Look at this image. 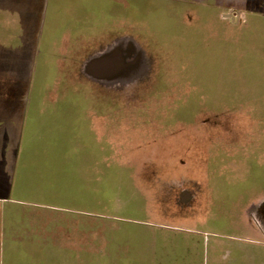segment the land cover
<instances>
[{
  "label": "rangeland",
  "instance_id": "rangeland-1",
  "mask_svg": "<svg viewBox=\"0 0 264 264\" xmlns=\"http://www.w3.org/2000/svg\"><path fill=\"white\" fill-rule=\"evenodd\" d=\"M199 1L137 0L134 12H111L106 22L74 11L58 49L47 40L52 0H0V116L19 113L23 98H6L12 89L28 94L31 114L77 111L68 122L81 127L79 138L88 139L93 121L95 140L115 148L110 158L121 167L136 170L135 193L149 202L146 217L116 197L86 213L0 203V211L28 213L35 227L66 224L39 234L47 264H73L63 248L82 251L86 243L102 264H264V236L243 215L264 192V1L244 13ZM114 41L136 44L153 70L149 64L132 78L90 77L85 60ZM92 100L113 107L98 114ZM17 125L3 124V136L17 135ZM181 170L202 172L204 185L183 211L177 195L191 183L179 179ZM123 205L132 213L114 215Z\"/></svg>",
  "mask_w": 264,
  "mask_h": 264
},
{
  "label": "trees",
  "instance_id": "trees-1",
  "mask_svg": "<svg viewBox=\"0 0 264 264\" xmlns=\"http://www.w3.org/2000/svg\"><path fill=\"white\" fill-rule=\"evenodd\" d=\"M50 14L51 30L48 32V44L54 39L58 44L64 39L61 28L71 24L74 11L90 16L95 13L102 21L106 22L114 15L111 12L135 11L137 0H52ZM193 0H176V2L189 3ZM213 6H235L247 8L254 3V0H201ZM184 4V3H183ZM49 20V18H48ZM62 35V36H61ZM90 106L94 109H101L98 114H104L103 110L113 107L111 103L103 101L100 105L91 101ZM107 107V108H104ZM64 114L68 122L70 114L80 115L77 111ZM102 116V115H101ZM93 117V116H92ZM79 120V119H78ZM92 121V118H90ZM77 123L71 125L66 123L61 144H53L51 138L57 136L53 133L50 125L30 126L25 130L27 139L39 138L40 145L26 146L29 154L25 155L17 163L16 179L10 194L0 193V198L6 196L9 200L23 204H34L47 206L49 208H60L72 211L87 212L99 205L111 204L112 197L119 202L133 203L140 200L141 196L135 193L131 186V178L127 169L117 164L110 157L117 151L109 145H101L95 140V129L90 127L88 139L85 141L79 138V127ZM52 141V142H50ZM56 143V142H55ZM34 150V151H33ZM130 186V189L128 188ZM126 194H131L128 199ZM127 199V200H126ZM137 199V200H136ZM122 204V203H121ZM123 207V208H122ZM114 207V215L132 213L126 209L127 205ZM127 212V213H126ZM5 221L2 223V232L7 236L6 241L0 243L3 249V256L0 264H47V246L45 240L39 234L44 232L55 233L56 226L65 228L66 224L51 222L47 227L40 228L33 225L32 218L28 213H21V210H14L13 207L6 208L2 212ZM140 216V214H138ZM86 227V226H85ZM83 226L79 230H84ZM87 233V230L85 228ZM84 250L63 248L64 252L73 264H102L101 254L89 255L86 246H80ZM108 254V253H107ZM105 254V255H107ZM109 255V254H108ZM115 256L116 253L114 254ZM50 264H63L59 259ZM135 263V262H134ZM133 263V264H134ZM103 264H112L110 261ZM118 264V261L116 262ZM119 264H127L121 261ZM128 264H130L128 262ZM139 264H142L140 261Z\"/></svg>",
  "mask_w": 264,
  "mask_h": 264
},
{
  "label": "crops",
  "instance_id": "crops-1",
  "mask_svg": "<svg viewBox=\"0 0 264 264\" xmlns=\"http://www.w3.org/2000/svg\"><path fill=\"white\" fill-rule=\"evenodd\" d=\"M34 1V3L36 4V0H32ZM259 1H264V0H259ZM203 4V1H199ZM209 5V4H206ZM209 6H213V5H209ZM34 7H37V5H35ZM213 7H217V9H228L231 10L233 12L240 11L241 13L247 12V8H238L235 6H213ZM41 11V7H37V12ZM236 11V12H237ZM50 44H48L49 46ZM55 47H60V44H56ZM54 47V48H55ZM57 49V51H58ZM40 52L38 51L39 55ZM58 54V53H57ZM60 57V56H59ZM92 58V57H91ZM89 58V59H91ZM85 60L83 67L85 68L87 62L89 61ZM85 70V69H84ZM8 91V90H7ZM10 93H7L6 98L9 97L10 99H12V101H15V98H23L20 100V105L18 102L17 105H15V111H18V115L15 118H7L4 117L3 118L0 116V193L4 194L7 196V194H10L11 190H12V186L14 184V181L16 179V170H17V163H19V161L21 159H24L25 155L29 154V149L25 148L26 146H32V145H40L41 139L39 138H34V139H27L24 137L25 135V130L27 129V127L32 126H45V125H50L51 130L53 131L54 134H56L57 136H55V138H51L50 140H53V144H61L62 140V135L64 134V127L66 125V123H69L67 121H65L66 119L64 118V114L61 116H57V117H52L51 114H44V116L40 117V113H29V109L27 108L28 106H24V103L28 101L27 98H29L28 94H24L22 95L21 92L19 91L18 93L15 92V90H9ZM26 99V101H25ZM12 101H9L8 105H12ZM17 101V100H16ZM19 114H20V119H19ZM8 122H10L11 127L10 129L14 126V123L18 124V129L19 132L17 135L13 136H7L6 133V137L3 136V133L1 131V126L3 124H7ZM28 122L31 124L30 126H27ZM3 127V126H2ZM96 124H93V129H95ZM7 129V128H6ZM6 129H4L6 131ZM96 131V130H95ZM9 132V131H8ZM52 142V141H50ZM56 142V143H55ZM34 151V150H33ZM6 196H4L3 198H0V203L1 204H5V203H13V204H23V203H18L15 201H11L9 200ZM6 209V208H3ZM54 209H60V208H54ZM60 210H65V209H60ZM3 210L0 211V243L2 241H6L7 240V236L5 235V233L2 232V223L5 221V217H2ZM3 249L1 248L0 245V258L3 256Z\"/></svg>",
  "mask_w": 264,
  "mask_h": 264
},
{
  "label": "flooded vegetation",
  "instance_id": "flooded-vegetation-1",
  "mask_svg": "<svg viewBox=\"0 0 264 264\" xmlns=\"http://www.w3.org/2000/svg\"><path fill=\"white\" fill-rule=\"evenodd\" d=\"M115 41L111 44H106L97 52H100V55L102 56L100 62H108L109 65L105 67L106 69H100L99 71H95L92 67L89 68L91 72H94L96 74V76H94L96 80L104 81L105 79L110 80L117 77L120 78L121 76H124L126 78H132L131 76H136L139 73L147 71V68L149 67L150 63H148L143 53L137 50L136 44H119ZM150 67L152 69L151 64ZM149 128L150 126L146 129L150 130ZM127 171L129 172V176L131 178V176L135 173L136 170L130 168L127 169ZM188 172L190 173V175L186 176L183 175L184 172L183 170H181L180 173L182 174L179 176V179L185 178L190 180L191 183L190 186L182 188L179 194L177 195V208L179 211H183L186 208L192 207L194 202L200 199L199 195L202 193L204 187V185H202L200 181H197L198 175H201L202 172L190 170L187 171V173ZM131 186L133 189L136 187L135 183L132 181ZM138 201L139 202H133L131 204L139 211L138 214H140L141 217H146L149 202L143 197H141ZM243 210V215L246 220L252 222L254 227L259 230L261 235L264 236V192H261L259 197L257 196L250 203H246L244 205ZM177 217L181 216L178 215ZM177 217L176 220H178Z\"/></svg>",
  "mask_w": 264,
  "mask_h": 264
},
{
  "label": "water",
  "instance_id": "water-1",
  "mask_svg": "<svg viewBox=\"0 0 264 264\" xmlns=\"http://www.w3.org/2000/svg\"><path fill=\"white\" fill-rule=\"evenodd\" d=\"M102 56L101 55H97L92 57L91 59H89V61L87 62L86 66H85V72L90 76V77H94L96 76V74L94 72L90 71V67H92L95 71H99L100 69H106L105 67L108 66V62H100Z\"/></svg>",
  "mask_w": 264,
  "mask_h": 264
},
{
  "label": "bare ground",
  "instance_id": "bare-ground-1",
  "mask_svg": "<svg viewBox=\"0 0 264 264\" xmlns=\"http://www.w3.org/2000/svg\"><path fill=\"white\" fill-rule=\"evenodd\" d=\"M109 68V67H108Z\"/></svg>",
  "mask_w": 264,
  "mask_h": 264
}]
</instances>
